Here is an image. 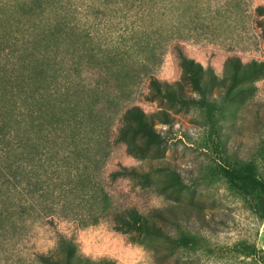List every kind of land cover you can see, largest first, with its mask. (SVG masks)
I'll return each mask as SVG.
<instances>
[{"label": "rangeland", "instance_id": "1", "mask_svg": "<svg viewBox=\"0 0 264 264\" xmlns=\"http://www.w3.org/2000/svg\"><path fill=\"white\" fill-rule=\"evenodd\" d=\"M65 1L70 3V26L83 29V39L99 54L102 69H110L109 79L101 82L123 87L107 95L106 153L92 170L100 186L117 209L134 207L145 215L161 210L168 218L175 213L179 223L167 222L166 231L182 238L195 234L196 242L173 248L162 239L118 232L109 219L81 226L48 207L0 229V264H37V255L54 253L61 236L93 261L264 264V219L217 172L224 162L254 160L264 178V126L254 124V113L264 107V77L256 82L253 96L230 106L221 135L200 109L170 108L148 95L151 77L185 83L181 56L212 69L219 79L230 57L264 62V0ZM131 105L147 114L160 109L171 113L169 124L157 125L164 145L149 149L144 159L115 142L122 113ZM121 167L149 172L153 181L143 186L131 178L111 179ZM173 174L181 183L178 189L165 185ZM245 246L255 248L254 257H246Z\"/></svg>", "mask_w": 264, "mask_h": 264}, {"label": "trees", "instance_id": "2", "mask_svg": "<svg viewBox=\"0 0 264 264\" xmlns=\"http://www.w3.org/2000/svg\"><path fill=\"white\" fill-rule=\"evenodd\" d=\"M66 5L70 3L65 0H0V229L49 207L81 226L109 219L114 230L133 238L162 239L173 248L194 244L195 234L182 238L166 231L168 223H179L175 213L168 218L161 210L145 215L134 207L117 209L100 186L92 170L105 158L107 95L123 87L101 82L109 79L110 69H102L99 54L83 39V29L70 26ZM180 64L185 83L151 77L149 98L170 108L200 109L220 135L227 128L230 106L253 96L256 82L264 77V62L243 63L238 57L226 60L223 79L185 56ZM83 71L91 73L80 79ZM254 117L255 126H264V107ZM170 122L165 109L147 114L131 105L122 113L115 142L144 159L149 149L165 143L157 125ZM263 147L261 141L264 158ZM258 170L254 160L224 162L217 168L264 219V178ZM110 177L131 178L143 186L153 181L149 172L126 167ZM165 185L178 189L181 183L173 174ZM244 252L255 256L254 247L245 246ZM37 264L115 263L93 261L61 236L55 252L37 255Z\"/></svg>", "mask_w": 264, "mask_h": 264}]
</instances>
